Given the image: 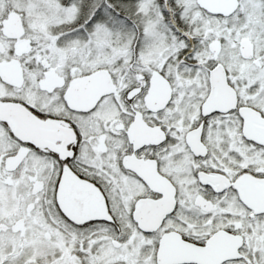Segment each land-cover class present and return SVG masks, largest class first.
<instances>
[{
	"label": "snow or ice",
	"instance_id": "1",
	"mask_svg": "<svg viewBox=\"0 0 264 264\" xmlns=\"http://www.w3.org/2000/svg\"><path fill=\"white\" fill-rule=\"evenodd\" d=\"M0 264H264V0H0Z\"/></svg>",
	"mask_w": 264,
	"mask_h": 264
}]
</instances>
